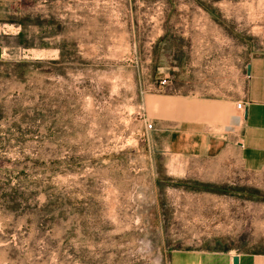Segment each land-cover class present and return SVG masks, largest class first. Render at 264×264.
Instances as JSON below:
<instances>
[{
  "label": "rangeland",
  "instance_id": "obj_1",
  "mask_svg": "<svg viewBox=\"0 0 264 264\" xmlns=\"http://www.w3.org/2000/svg\"><path fill=\"white\" fill-rule=\"evenodd\" d=\"M17 24L0 58V264L264 252V168L204 184L165 149L193 115L199 38L226 36L251 58L264 0H19L0 30Z\"/></svg>",
  "mask_w": 264,
  "mask_h": 264
},
{
  "label": "crops",
  "instance_id": "obj_2",
  "mask_svg": "<svg viewBox=\"0 0 264 264\" xmlns=\"http://www.w3.org/2000/svg\"><path fill=\"white\" fill-rule=\"evenodd\" d=\"M17 2L0 0V20L8 5ZM5 28L0 30V58L9 49L6 39L20 37L18 24L11 32ZM198 44L192 88L184 90L192 93L193 115L178 119L165 149L174 158L175 173L192 172L193 180L204 184L230 183L234 167L254 172L264 168V41L251 58L243 43L234 57L232 39L226 36L201 37ZM239 100L247 102L243 111L236 108ZM235 255L239 264H264V252L208 246L172 249L167 264H234Z\"/></svg>",
  "mask_w": 264,
  "mask_h": 264
},
{
  "label": "built area",
  "instance_id": "obj_3",
  "mask_svg": "<svg viewBox=\"0 0 264 264\" xmlns=\"http://www.w3.org/2000/svg\"><path fill=\"white\" fill-rule=\"evenodd\" d=\"M246 105H247V102L245 100H239L237 103H236V108L237 110L239 111H243L245 108H246ZM149 127H152V124L149 123L148 124Z\"/></svg>",
  "mask_w": 264,
  "mask_h": 264
},
{
  "label": "water",
  "instance_id": "obj_4",
  "mask_svg": "<svg viewBox=\"0 0 264 264\" xmlns=\"http://www.w3.org/2000/svg\"><path fill=\"white\" fill-rule=\"evenodd\" d=\"M234 264H239V255H235L233 258Z\"/></svg>",
  "mask_w": 264,
  "mask_h": 264
}]
</instances>
